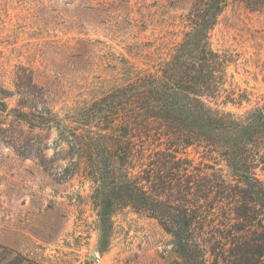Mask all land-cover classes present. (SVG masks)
I'll return each mask as SVG.
<instances>
[{"label":"rangeland","instance_id":"374dc122","mask_svg":"<svg viewBox=\"0 0 264 264\" xmlns=\"http://www.w3.org/2000/svg\"><path fill=\"white\" fill-rule=\"evenodd\" d=\"M195 0H0V264H171L172 237L131 207L102 224L93 183L56 129L15 109L67 118L155 70L191 29ZM253 3V2H252ZM229 0L208 34L226 61L211 104L264 114V4ZM49 115V114H48ZM46 115V116H48ZM187 154L200 160L194 147ZM225 176L231 171L217 160ZM264 180V163L256 170Z\"/></svg>","mask_w":264,"mask_h":264},{"label":"trees","instance_id":"16d2710c","mask_svg":"<svg viewBox=\"0 0 264 264\" xmlns=\"http://www.w3.org/2000/svg\"><path fill=\"white\" fill-rule=\"evenodd\" d=\"M228 3L195 0L191 29L168 60L136 71L74 115L44 106L40 116L23 103L29 111L15 109L33 128L58 131L74 167L82 165L93 183L103 225L124 207L156 218L172 237L171 264H264V180L256 173L264 163V114L236 119L210 102L226 61L208 34Z\"/></svg>","mask_w":264,"mask_h":264}]
</instances>
